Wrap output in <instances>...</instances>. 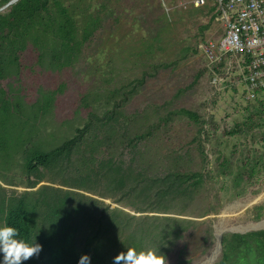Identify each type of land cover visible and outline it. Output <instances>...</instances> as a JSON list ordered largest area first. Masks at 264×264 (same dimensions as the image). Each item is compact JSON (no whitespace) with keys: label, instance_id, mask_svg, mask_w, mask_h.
Instances as JSON below:
<instances>
[{"label":"rangeland","instance_id":"obj_1","mask_svg":"<svg viewBox=\"0 0 264 264\" xmlns=\"http://www.w3.org/2000/svg\"><path fill=\"white\" fill-rule=\"evenodd\" d=\"M191 1L50 0L51 13L68 7L75 15L79 34L83 26L92 29V34L71 62L59 68L50 66L48 58H39L38 48L26 42L19 54L17 79L11 76L1 81L7 89L11 86L21 102L23 118H29L22 132L27 140L10 152L8 161L6 158L8 167L4 172L12 184L0 180L4 195L34 191L44 183L25 187L26 177L21 168L23 146L42 142L48 149L71 137L93 112L96 131L86 136L90 147H80L85 158L91 151L99 157L122 155L128 162L132 154L127 138L141 135L134 164L141 165L150 175L171 169L191 172L205 168V183L188 201H175L169 215L192 219L197 226L194 233L209 228L210 243L205 252L195 254L186 264H217L221 252L208 262L217 230L243 229L248 223H255L258 220L252 217V208L264 203V151L260 143L264 131V92L247 98V85L233 57L211 62L203 45L216 40L222 29L205 12V7H195ZM204 25L207 27L202 28ZM196 75L200 76L194 81ZM47 93L53 94L50 105L45 111H38ZM255 99L262 101L261 108ZM180 108L195 111L209 121V141L203 143L210 161L206 165L198 149L199 125L180 114ZM255 108L263 111L254 118L251 129L233 136L225 133L246 121ZM106 110H113L115 120L103 125L101 116ZM248 152L251 157L261 156L256 174L250 182L244 177L236 182ZM218 154L231 160L227 176L218 170ZM253 163V159L248 162ZM81 164L74 159L71 170L82 171ZM1 167L0 164L2 170ZM78 192L110 204V208L139 215L133 207L117 204L110 197ZM129 201L124 200L127 204ZM241 205L246 206L233 211ZM227 233L231 232L224 231L223 235ZM175 258L176 253L171 250L167 264H176Z\"/></svg>","mask_w":264,"mask_h":264},{"label":"trees","instance_id":"obj_2","mask_svg":"<svg viewBox=\"0 0 264 264\" xmlns=\"http://www.w3.org/2000/svg\"><path fill=\"white\" fill-rule=\"evenodd\" d=\"M8 1L0 0V7ZM49 2L16 0L0 11V160L5 159L0 162L3 170L0 169V180L8 184L12 182L7 179L4 169L8 167L10 152L16 151L27 140L22 132L29 118H23L21 102L11 86L7 89L1 81L11 76L17 79L19 54L26 42L30 41L38 48L39 58H48L50 66L59 68L71 62L83 41L92 34V29L88 30L86 26L79 34L75 15L68 7L51 13ZM199 76L196 75L194 81ZM260 92L264 91H256V95ZM52 95H43L38 111L47 109ZM255 101L261 108L262 101ZM262 111L255 108L246 116V121L225 133L233 136L246 132ZM178 112L199 125L198 149L202 162L208 164V153L203 145L209 141L208 119L200 118L197 112L186 108H180ZM112 113L113 110L103 113V125L115 120ZM94 117L96 115L90 112L84 125L75 128L71 137L48 149L42 142L23 146L21 168L26 177L25 187L33 188L44 181L36 190L6 196L0 186L2 225L16 227L21 238L29 242L35 240L42 246L39 255L22 264H78L82 254L91 257V264H113V257L130 247L137 251L159 249L166 258L172 250L176 253L175 263L186 264L195 254L205 252L210 243L209 228L203 233H194L197 226L192 219L169 215L175 201H188L205 183V168L191 172L171 169L160 175H150L141 165L134 164L135 147L141 135L127 138L132 154L128 162L122 155L99 157L91 151L85 158L80 147H90L86 139L96 131ZM15 132L17 135L12 137ZM260 143L264 151V131ZM74 159L82 162V171L71 170ZM251 159L254 160L252 165L248 164ZM260 159L261 156L251 157L248 152L236 182L243 177L250 182ZM216 160L220 174L227 176L231 160L220 154ZM77 190L110 197L117 204L133 207L139 215L118 207L110 208V204ZM126 198L130 199L128 204L124 202ZM252 214L257 220L264 217V203L254 206ZM217 264H264V229L223 235Z\"/></svg>","mask_w":264,"mask_h":264},{"label":"built area","instance_id":"obj_3","mask_svg":"<svg viewBox=\"0 0 264 264\" xmlns=\"http://www.w3.org/2000/svg\"><path fill=\"white\" fill-rule=\"evenodd\" d=\"M205 7L222 31L206 41L204 53L211 62L231 56L247 85V98L264 91V0H192Z\"/></svg>","mask_w":264,"mask_h":264},{"label":"clouds","instance_id":"obj_4","mask_svg":"<svg viewBox=\"0 0 264 264\" xmlns=\"http://www.w3.org/2000/svg\"><path fill=\"white\" fill-rule=\"evenodd\" d=\"M42 246L35 240L29 242L21 238L14 226L0 225V264H22L34 255H39ZM78 264H91V257L82 254ZM113 264H167L166 257L159 249L127 248L113 257Z\"/></svg>","mask_w":264,"mask_h":264},{"label":"water","instance_id":"obj_5","mask_svg":"<svg viewBox=\"0 0 264 264\" xmlns=\"http://www.w3.org/2000/svg\"><path fill=\"white\" fill-rule=\"evenodd\" d=\"M16 0H9L7 3H5L3 6L0 7V11L3 10L4 8H6L7 6H9L11 3L15 2ZM245 206H237L236 208H234V212L236 211H240L244 208ZM259 229H264V218L260 219L258 221H256L255 223H248L246 226H244L243 229H237V228H233V229H229V228H219L217 230V233L215 235L216 240H215V245L213 248V256L211 257V259L208 260V262H211L212 260H214L217 255L221 252V245H222V236H223V232L224 231H230L231 233H245L247 231L250 230H259Z\"/></svg>","mask_w":264,"mask_h":264},{"label":"bare ground","instance_id":"obj_6","mask_svg":"<svg viewBox=\"0 0 264 264\" xmlns=\"http://www.w3.org/2000/svg\"><path fill=\"white\" fill-rule=\"evenodd\" d=\"M244 206H246V205H244ZM224 213H225V212H224ZM212 256H213V251L210 253L208 259H211Z\"/></svg>","mask_w":264,"mask_h":264}]
</instances>
